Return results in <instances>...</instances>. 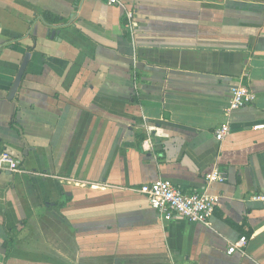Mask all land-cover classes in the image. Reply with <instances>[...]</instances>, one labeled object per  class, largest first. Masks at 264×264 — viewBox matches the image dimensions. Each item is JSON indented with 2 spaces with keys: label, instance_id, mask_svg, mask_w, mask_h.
<instances>
[{
  "label": "crops",
  "instance_id": "crops-1",
  "mask_svg": "<svg viewBox=\"0 0 264 264\" xmlns=\"http://www.w3.org/2000/svg\"><path fill=\"white\" fill-rule=\"evenodd\" d=\"M121 1L0 0V264H264V0ZM160 179L216 197L210 225L164 221Z\"/></svg>",
  "mask_w": 264,
  "mask_h": 264
},
{
  "label": "built area",
  "instance_id": "built-area-1",
  "mask_svg": "<svg viewBox=\"0 0 264 264\" xmlns=\"http://www.w3.org/2000/svg\"><path fill=\"white\" fill-rule=\"evenodd\" d=\"M108 5L123 7L121 0H102ZM126 23L124 28L126 31L132 30L133 13L129 9L124 8ZM255 100V95L246 86L237 84L229 89V98L225 114L251 105ZM229 133V126L224 123L214 132L217 142L221 143ZM0 170H9L13 173H22V169L18 161L7 153L0 154ZM208 182L222 181L223 176L217 172L211 174L207 178ZM139 194L147 201L151 209H153L164 221H184L190 224H198L209 226L210 219L213 216L217 198L209 196L204 192H184L174 186L168 180H157L150 184H143L139 187ZM251 200L264 205V191L251 196ZM245 243L244 238H240L235 244L229 246L227 253L232 254L239 250Z\"/></svg>",
  "mask_w": 264,
  "mask_h": 264
},
{
  "label": "water",
  "instance_id": "water-1",
  "mask_svg": "<svg viewBox=\"0 0 264 264\" xmlns=\"http://www.w3.org/2000/svg\"><path fill=\"white\" fill-rule=\"evenodd\" d=\"M54 35V32H51V36ZM29 57H30V54L29 53H25L24 56H23V59L20 63V66L16 72V75L14 77V80L12 82V85L10 87V90H9V94H8V100H12L18 87H19V84L21 82V79L24 75V72H25V69H26V66H27V63H28V60H29Z\"/></svg>",
  "mask_w": 264,
  "mask_h": 264
},
{
  "label": "trees",
  "instance_id": "trees-1",
  "mask_svg": "<svg viewBox=\"0 0 264 264\" xmlns=\"http://www.w3.org/2000/svg\"><path fill=\"white\" fill-rule=\"evenodd\" d=\"M43 17H44L46 22L57 23L59 21L56 18H50V16L48 14H43ZM4 153L10 154V152L8 150H4Z\"/></svg>",
  "mask_w": 264,
  "mask_h": 264
}]
</instances>
